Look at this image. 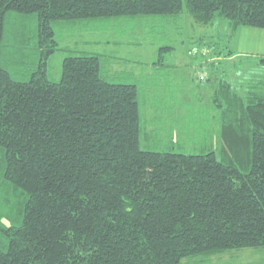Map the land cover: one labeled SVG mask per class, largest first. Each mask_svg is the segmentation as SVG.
<instances>
[{"label":"trees","instance_id":"trees-1","mask_svg":"<svg viewBox=\"0 0 264 264\" xmlns=\"http://www.w3.org/2000/svg\"><path fill=\"white\" fill-rule=\"evenodd\" d=\"M183 14L233 35L264 28V0H0V264H181L264 248V80L244 95L218 83L217 156L142 149L141 88L128 71L104 74L111 56H66L49 78L56 30Z\"/></svg>","mask_w":264,"mask_h":264},{"label":"rangeland","instance_id":"rangeland-1","mask_svg":"<svg viewBox=\"0 0 264 264\" xmlns=\"http://www.w3.org/2000/svg\"><path fill=\"white\" fill-rule=\"evenodd\" d=\"M107 25L100 29L98 23L93 22L56 30L61 50L49 58V78L55 82L60 80L66 56L80 53L111 56L114 59L107 60L104 74L115 80L120 72H130L146 100L141 106L142 149L181 154L216 151L220 142L219 128L211 118L214 113L206 92L208 80L215 75L227 81L238 95H244L249 83L264 80V68L257 59L264 55V28L244 27L233 35L226 21L216 20L204 26L186 14L178 21L152 17ZM15 27L16 19L12 17L5 25V42L10 40ZM26 29L32 30L33 24L28 23ZM164 46L173 48L163 53L166 67L149 68ZM28 58L26 65L29 67L32 54ZM211 65H215L213 75ZM165 76L172 83L168 88L163 86ZM162 90H166L170 98L163 104L158 100ZM143 131L146 134L155 131L152 141H144ZM218 153L217 150V156ZM181 264H264V248L190 257Z\"/></svg>","mask_w":264,"mask_h":264},{"label":"crops","instance_id":"crops-1","mask_svg":"<svg viewBox=\"0 0 264 264\" xmlns=\"http://www.w3.org/2000/svg\"><path fill=\"white\" fill-rule=\"evenodd\" d=\"M210 49L212 48L211 46L209 47ZM208 48V49H209ZM197 50V49H196ZM197 54H198V52L197 51H195ZM215 52V51H214ZM216 53V52H215ZM229 54V53H228ZM201 55H202V53H201ZM216 55H219V53L217 52V54ZM203 56V55H202ZM221 56V55H220ZM262 56H264V55H262ZM262 56H258L257 57V59H258V62H259V58L260 57H262ZM155 67L156 65H154L153 63H151V65H149V68L150 67ZM169 66V68H173V65H168ZM215 65H211V67H210V70H211V75H213V73L212 72H215L214 70H213V67H214ZM151 67V68H152ZM162 67H166V64H164V62H162ZM147 74V73H146ZM224 74H222V76H223ZM165 80H164V82H163V86L165 87V88H168L170 85H172V83H171V81H170V79L169 78H167L166 76H165V78H164ZM222 79H218L215 75H214V78H210L209 80H208V84H207V86H206V88H208L209 90H207L206 92L210 95V96H208L209 98H210V106H211V108H212V113H214V115L213 116H211V118H212V120H214L215 122H216V124H217V127L219 128V134H220V129H221V124H220V121L217 119V111H216V109L214 108V104H213V101H212V98H213V96L216 94V91H217V86H218V83L221 81ZM257 82V81H256ZM252 83V82H251ZM255 83V82H254ZM250 84V83H249ZM212 87V88H211ZM247 87V86H246ZM160 94H159V96H158V100L160 101V102H162L161 104H163V103H166L170 98H167L168 96V93L166 92V90H162L161 92H159ZM245 93V92H244ZM141 100H142V104H144L145 103V99L143 98V97H141ZM160 105V104H159ZM215 116V117H214ZM141 117H142V114H141ZM175 124H176V122H174ZM142 127V126H141ZM155 132V131H154ZM154 132H150L149 134H146V132L144 133V131H143V136H144V141H152V137H153V133ZM218 138H220L219 136H218ZM141 141H142V135H141Z\"/></svg>","mask_w":264,"mask_h":264}]
</instances>
